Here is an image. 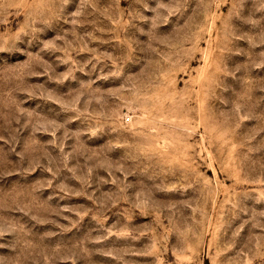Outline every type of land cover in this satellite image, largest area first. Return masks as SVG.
Returning <instances> with one entry per match:
<instances>
[{
    "label": "rangeland",
    "instance_id": "rangeland-1",
    "mask_svg": "<svg viewBox=\"0 0 264 264\" xmlns=\"http://www.w3.org/2000/svg\"><path fill=\"white\" fill-rule=\"evenodd\" d=\"M0 264H264V0H0Z\"/></svg>",
    "mask_w": 264,
    "mask_h": 264
}]
</instances>
